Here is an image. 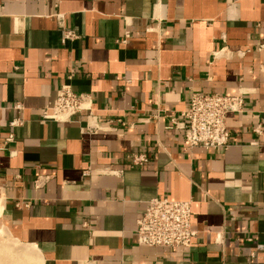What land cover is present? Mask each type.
Returning <instances> with one entry per match:
<instances>
[{"label":"crops","instance_id":"0c3cea01","mask_svg":"<svg viewBox=\"0 0 264 264\" xmlns=\"http://www.w3.org/2000/svg\"><path fill=\"white\" fill-rule=\"evenodd\" d=\"M261 43L264 0H0V264H254L264 243ZM63 83L89 93L116 131H85V113L42 120ZM193 90L244 93L228 149L191 148L168 128ZM131 152L148 161L130 166ZM155 197L191 199L199 243L137 244L136 220Z\"/></svg>","mask_w":264,"mask_h":264},{"label":"built area","instance_id":"2783aa9c","mask_svg":"<svg viewBox=\"0 0 264 264\" xmlns=\"http://www.w3.org/2000/svg\"><path fill=\"white\" fill-rule=\"evenodd\" d=\"M74 33L71 30L64 31L63 38L71 39ZM124 42V39L121 40ZM264 49V43L258 47ZM243 92L236 95H225L215 92L191 91L185 109L176 115L169 116V129L181 131L183 140L189 147H201L205 150H226L233 144V135L227 125L229 116L245 111L246 104ZM20 109L19 103L14 105ZM82 113L86 115L85 131L111 130L112 120L102 121L92 106V98L89 93L74 89L69 83H63L56 91L52 104L45 107L40 118L53 120L60 123H71ZM92 121L93 125L88 122ZM120 127H127L128 123L122 119L116 120ZM22 123V119L15 118L10 122L11 126ZM252 132L262 134L263 127L259 123L252 127ZM130 166L143 165L148 161L144 152H131L126 155ZM90 169L82 172V176L89 175ZM191 199L174 200L155 197L146 201L144 211L136 220L135 237L138 245L154 248H180L191 247L193 243L200 242L198 232L192 228ZM251 242L252 238L245 237ZM215 243H222L221 231L214 232ZM254 264H264V243H256L255 250L251 253Z\"/></svg>","mask_w":264,"mask_h":264},{"label":"bare ground","instance_id":"6f19581e","mask_svg":"<svg viewBox=\"0 0 264 264\" xmlns=\"http://www.w3.org/2000/svg\"><path fill=\"white\" fill-rule=\"evenodd\" d=\"M0 210H1V206H0Z\"/></svg>","mask_w":264,"mask_h":264}]
</instances>
